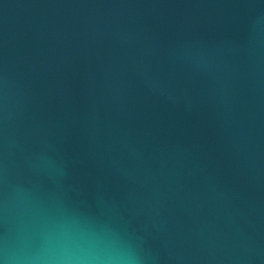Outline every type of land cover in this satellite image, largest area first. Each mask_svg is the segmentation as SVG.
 <instances>
[{"label":"water","instance_id":"water-1","mask_svg":"<svg viewBox=\"0 0 264 264\" xmlns=\"http://www.w3.org/2000/svg\"><path fill=\"white\" fill-rule=\"evenodd\" d=\"M0 264H264V0H0Z\"/></svg>","mask_w":264,"mask_h":264}]
</instances>
